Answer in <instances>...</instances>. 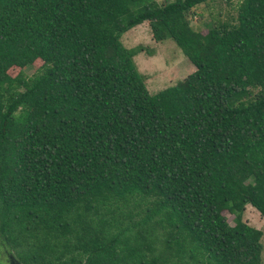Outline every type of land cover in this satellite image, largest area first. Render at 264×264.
I'll return each instance as SVG.
<instances>
[{
    "label": "trees",
    "instance_id": "1",
    "mask_svg": "<svg viewBox=\"0 0 264 264\" xmlns=\"http://www.w3.org/2000/svg\"><path fill=\"white\" fill-rule=\"evenodd\" d=\"M206 1L0 0V247L19 264H259L240 214L264 219V0L201 33ZM143 21L194 66L154 93L119 40Z\"/></svg>",
    "mask_w": 264,
    "mask_h": 264
},
{
    "label": "rangeland",
    "instance_id": "2",
    "mask_svg": "<svg viewBox=\"0 0 264 264\" xmlns=\"http://www.w3.org/2000/svg\"><path fill=\"white\" fill-rule=\"evenodd\" d=\"M158 3L166 0H156ZM239 0H232L230 4H225L222 0H207L194 8V13L189 16L191 27L201 33H205L210 24L219 20H224L235 14ZM120 42L128 49L140 51L133 52L132 59L140 74L144 77V83L150 93L181 81L188 73L194 70V66L184 56L175 42L167 37L161 41H155L151 37L147 21L135 25L124 31L120 37ZM138 50V48H136ZM40 65L36 60L32 64L23 68L11 67L8 74L14 76L21 72L25 76L31 75ZM257 88L252 89L255 92ZM143 207V204L140 205ZM134 211V208H131ZM133 216L137 220L139 215ZM226 221L232 225L235 218L233 214L222 211ZM240 220L246 222L261 231L260 242L262 248L259 254V264H264V219L251 205L246 204L240 214ZM0 264H9L6 252L0 247Z\"/></svg>",
    "mask_w": 264,
    "mask_h": 264
},
{
    "label": "water",
    "instance_id": "3",
    "mask_svg": "<svg viewBox=\"0 0 264 264\" xmlns=\"http://www.w3.org/2000/svg\"><path fill=\"white\" fill-rule=\"evenodd\" d=\"M9 264H19L10 254L7 255Z\"/></svg>",
    "mask_w": 264,
    "mask_h": 264
}]
</instances>
